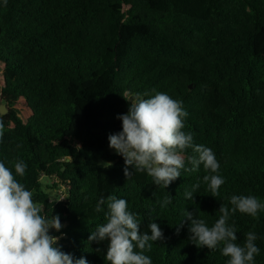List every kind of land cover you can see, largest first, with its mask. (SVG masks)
Segmentation results:
<instances>
[{
	"label": "trees",
	"instance_id": "obj_1",
	"mask_svg": "<svg viewBox=\"0 0 264 264\" xmlns=\"http://www.w3.org/2000/svg\"><path fill=\"white\" fill-rule=\"evenodd\" d=\"M156 92L182 101L183 130L214 151L225 180L215 197L203 166L182 170L167 189L145 172L124 176L108 136L122 130L116 117L136 94ZM1 104L0 160L13 171L27 164L16 178L42 214L59 215L62 251L109 264L108 242L88 237L106 222L98 200L115 196L141 231L150 234L153 221L163 231L145 250L153 264H226L222 245L197 248L188 222L179 223L187 210L211 227L232 195L264 199V0H0ZM60 188L63 200L53 199ZM229 223L236 243L258 233L256 264H264V209Z\"/></svg>",
	"mask_w": 264,
	"mask_h": 264
},
{
	"label": "clouds",
	"instance_id": "obj_2",
	"mask_svg": "<svg viewBox=\"0 0 264 264\" xmlns=\"http://www.w3.org/2000/svg\"><path fill=\"white\" fill-rule=\"evenodd\" d=\"M2 3L7 4V0ZM188 115L182 101L167 93L136 94L129 102L127 113L116 117L121 121L122 130L108 136L109 148L124 160V176L128 178L134 171L145 172L154 185L167 189L181 177L182 170L197 172L203 166L210 173L203 180L212 196L218 195L225 183L219 175L220 163L211 148L194 144L193 134L183 130ZM187 149L196 155L186 159ZM26 169L23 161L15 162L13 171L0 160V264H89L85 257L76 258L58 246L63 238L61 219L59 215L48 218L42 214L43 209L34 202L33 193L17 180V176L25 175ZM185 198L191 201L194 196L187 192ZM170 203L169 195L161 207ZM230 203L231 208L221 205L219 218L211 227L195 211L187 210L179 225L183 227L188 222L189 239L197 248L215 250L222 245L221 254L228 258L226 264H256V254L262 250L257 242L258 233L250 230L244 243H236V228L229 221L236 212L260 215L264 199L256 195H232ZM95 211L104 212L106 222L95 226L88 242H108L104 259L109 264H153L145 250H151L152 242L162 241L164 237L156 222L149 224L150 234L141 231L137 214L129 210L128 201L115 196H108L106 200L101 197Z\"/></svg>",
	"mask_w": 264,
	"mask_h": 264
},
{
	"label": "rangeland",
	"instance_id": "obj_3",
	"mask_svg": "<svg viewBox=\"0 0 264 264\" xmlns=\"http://www.w3.org/2000/svg\"><path fill=\"white\" fill-rule=\"evenodd\" d=\"M2 105V104H1ZM44 181H46L45 179H43V183ZM49 185H51L52 180L49 181ZM50 195L52 196V198L54 199L57 196L58 200H63L64 198V194L62 192V188L60 189H54V190H50Z\"/></svg>",
	"mask_w": 264,
	"mask_h": 264
},
{
	"label": "water",
	"instance_id": "obj_4",
	"mask_svg": "<svg viewBox=\"0 0 264 264\" xmlns=\"http://www.w3.org/2000/svg\"><path fill=\"white\" fill-rule=\"evenodd\" d=\"M191 88V86H189ZM8 112L5 105H0V114L4 115Z\"/></svg>",
	"mask_w": 264,
	"mask_h": 264
}]
</instances>
